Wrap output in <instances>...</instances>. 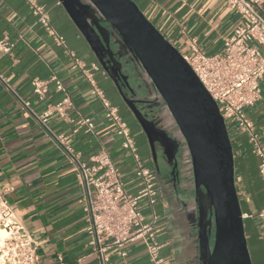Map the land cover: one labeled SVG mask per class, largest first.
<instances>
[{
	"label": "crops",
	"instance_id": "1",
	"mask_svg": "<svg viewBox=\"0 0 264 264\" xmlns=\"http://www.w3.org/2000/svg\"><path fill=\"white\" fill-rule=\"evenodd\" d=\"M152 24L180 51H189L194 40L207 55L220 52L241 18L225 0H133ZM264 9V0H258ZM47 10L50 24L61 35L66 47L56 43L32 13L28 0H0V38L14 43L13 56L0 52V198L15 209L25 232L35 245L38 264H97L88 243L86 214L82 206L83 189L78 183L75 164L67 147L79 161L90 164V157L106 150L119 168L125 188L137 194L135 160L122 148V138L112 122L104 117L101 100L92 94L85 70L91 64L93 78L106 98L118 109L135 139L137 153L150 168L149 156L142 148L139 128L126 117L111 91L106 73L97 63L90 46L64 10L59 0H36ZM253 45V43H250ZM264 53V48H262ZM73 52L84 67H73ZM56 76L64 90L49 82L40 99L32 91L34 78ZM259 96L246 112L264 144V75L259 82ZM65 96L71 101L69 119L88 117L94 128L73 132L74 123L52 114L48 129L38 121L48 106ZM29 102L25 107L20 99ZM234 158V179L239 197L245 237L252 264H264V230L257 213L264 204V187L258 173V158L246 134L228 128ZM65 136L68 140L58 141ZM159 254L169 264H195L194 247L189 241L182 208L159 193L153 206ZM145 221L151 216L143 208ZM126 255L111 254L108 264H150L141 238L125 245Z\"/></svg>",
	"mask_w": 264,
	"mask_h": 264
},
{
	"label": "built area",
	"instance_id": "2",
	"mask_svg": "<svg viewBox=\"0 0 264 264\" xmlns=\"http://www.w3.org/2000/svg\"><path fill=\"white\" fill-rule=\"evenodd\" d=\"M240 16L241 21L235 26L230 37L224 40L220 52L207 55L194 40L189 43V51H180L202 85L216 101L227 129L232 126L246 134L253 153L258 158V173L264 187V144L259 138L253 121L246 112L258 99L259 82L264 75V9L258 6V0H225ZM37 21L54 37L59 45L66 47L64 38L57 34L50 24V18L44 6L36 0H28ZM250 43H253L250 44ZM14 43L6 36L0 38V52L13 56ZM73 57V67H84ZM98 69L91 64L85 75L92 86V94L97 96L104 108V117L113 123L115 133L122 138V148L127 150L135 160L134 176L139 183L137 194H130L122 179L119 168L106 150H101L90 157V164L81 162L72 148L67 147V154L75 164L78 183L83 189L82 206L86 214V234L98 259L97 264H108L111 254L120 257L126 255L125 245L141 238L146 246L150 264H169L159 254L161 245L156 239L154 224L157 216L153 209L158 196V187L154 172L145 166L137 153L135 139L127 123L119 115L118 109L106 98L93 78L92 71ZM0 80L4 79L0 75ZM49 82H55L58 90H64L62 82L52 76L49 79L32 80V91L42 99ZM20 99V98H19ZM23 106L29 102L20 99ZM71 106L68 96L59 103L48 106L37 116L39 123L47 130V120L57 114L63 120L74 123L73 132L85 127L87 131L94 128L88 117L69 119L67 110ZM58 141L68 140L65 136L56 137ZM143 208L151 216L145 221ZM264 230V204L257 213ZM0 228L5 237L0 244V264H38L35 245L25 232L16 211L8 201L0 198ZM58 264H64L58 257Z\"/></svg>",
	"mask_w": 264,
	"mask_h": 264
},
{
	"label": "water",
	"instance_id": "3",
	"mask_svg": "<svg viewBox=\"0 0 264 264\" xmlns=\"http://www.w3.org/2000/svg\"><path fill=\"white\" fill-rule=\"evenodd\" d=\"M59 2L90 46L97 63L101 64L99 51L109 48L110 34L116 37V43L124 45L130 61L139 64L147 98L159 106L157 119L176 126L172 137L162 133L164 142L170 147L173 143L186 145L196 191L202 192L208 201L209 226L204 236L200 232L203 236L200 264H252L235 185L228 129L216 101L182 54L133 0ZM124 102L146 131L150 123L126 98ZM212 233L210 246L205 236Z\"/></svg>",
	"mask_w": 264,
	"mask_h": 264
},
{
	"label": "flooded vegetation",
	"instance_id": "4",
	"mask_svg": "<svg viewBox=\"0 0 264 264\" xmlns=\"http://www.w3.org/2000/svg\"><path fill=\"white\" fill-rule=\"evenodd\" d=\"M101 25L107 26L104 22H101ZM115 40L116 37L110 34L109 48L105 47L99 51L101 64H98L106 73L111 91L121 104L126 117L139 128L145 140L149 165L154 172L158 194L163 193L173 204L181 206L187 235L195 251L194 262L200 264V242L209 226L207 198L202 192L198 194L196 191L190 156L182 157L183 143H173V147H170V144L164 142L162 133L167 137H172V132L166 127L164 120L157 119L159 106L154 104V100L147 98L145 88L138 83L134 70L140 72L139 64L131 62L129 53H126L127 49L124 45L116 43ZM131 66H133V70ZM124 98L131 102L143 118L150 123L147 125L146 131L140 126L134 113L124 102ZM170 128L173 131L177 129L174 125H170ZM202 191H204L203 188ZM212 226L211 218V229ZM205 237L211 246L213 233L210 236L207 234Z\"/></svg>",
	"mask_w": 264,
	"mask_h": 264
},
{
	"label": "rangeland",
	"instance_id": "5",
	"mask_svg": "<svg viewBox=\"0 0 264 264\" xmlns=\"http://www.w3.org/2000/svg\"><path fill=\"white\" fill-rule=\"evenodd\" d=\"M131 69L133 70L134 68H133V66H131ZM136 70V69H135ZM134 70V72L136 73L135 74V76H136V78H138V83L140 84V85H142L143 87H145V85L146 84H144V82L141 80V77H140V73L136 70L135 71ZM138 87V86H137ZM165 125H166V127L169 129V131H171L172 132V134H174L175 132H176V130H171V128H170V125H173V124H167V123H165ZM140 140H141V144H142V148H143V150L146 152V146H145V140H144V138H143V136L142 135H140ZM183 149H182V151H181V153L183 152V154H182V157L183 158H186L188 155H189V153H188V150H187V147H186V145L183 143ZM147 153V152H146Z\"/></svg>",
	"mask_w": 264,
	"mask_h": 264
},
{
	"label": "bare ground",
	"instance_id": "6",
	"mask_svg": "<svg viewBox=\"0 0 264 264\" xmlns=\"http://www.w3.org/2000/svg\"><path fill=\"white\" fill-rule=\"evenodd\" d=\"M4 237H5V231L0 228V244Z\"/></svg>",
	"mask_w": 264,
	"mask_h": 264
}]
</instances>
